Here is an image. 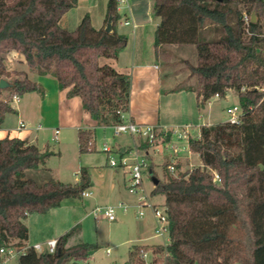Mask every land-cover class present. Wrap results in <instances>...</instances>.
<instances>
[{"label": "trees", "instance_id": "obj_1", "mask_svg": "<svg viewBox=\"0 0 264 264\" xmlns=\"http://www.w3.org/2000/svg\"><path fill=\"white\" fill-rule=\"evenodd\" d=\"M78 1L0 0V80L8 75L6 55L17 51L40 75H54L59 89L68 90V98L79 96L96 126L112 127L129 111L132 85L129 74L101 62L118 59L128 44V36L117 29L122 18L119 0L107 5L105 21L112 18L111 31L96 28L89 13L74 30L64 28L60 20ZM152 1L153 15L159 18L156 52L167 44L197 48V64L190 66L197 83L186 90L196 94L198 108L213 96L226 97L231 89L242 108L238 123L202 125L199 135L189 138L188 147L199 154L201 167L183 170L182 162L176 161L178 172L172 174L169 161L163 164L165 178L152 191L165 194L170 220L169 243L158 249L166 253L163 264H221L220 243L228 240L234 224L246 233L247 264H264V0ZM204 31L216 38L203 39ZM9 83L0 88V127L7 114L17 112L12 105L15 96L44 94L27 75ZM4 92L13 99H6ZM160 136L162 132L156 140ZM171 136L169 131L167 140ZM95 137L94 128L79 129L81 153L95 150ZM139 141L142 152L155 143ZM132 150L133 146L117 148L122 154ZM52 154L26 139H0V249L27 246L29 215L46 213L93 186L86 167L76 183L52 176L39 182L28 176L29 170L49 172L44 166ZM144 162L154 170L148 153ZM215 172L220 182L214 180ZM72 231L58 238L54 253L30 247L17 264H78L76 258L91 255L98 245L68 244Z\"/></svg>", "mask_w": 264, "mask_h": 264}, {"label": "rangeland", "instance_id": "obj_2", "mask_svg": "<svg viewBox=\"0 0 264 264\" xmlns=\"http://www.w3.org/2000/svg\"><path fill=\"white\" fill-rule=\"evenodd\" d=\"M83 1L90 2L88 6L91 8L85 7L84 4H81L79 9L74 7L75 9L69 12V19L77 16V18L81 17V20L86 14L85 10H89L94 15L96 24H100L106 16L109 0ZM120 13L123 22L129 12L123 7ZM66 24L70 26L69 30H74L79 23L74 25L68 21ZM107 24L105 22V26ZM123 25L119 27L120 31L129 33L130 27ZM202 36L203 39L208 40L216 38L215 33L211 34L206 31ZM11 53L12 51L6 55L8 75L4 79L10 82L16 77L23 78L27 75L30 80L39 82L38 70L29 66L27 68L20 66V62L17 58H12ZM197 61L198 52L195 45H163L158 51V58L154 54L153 59L143 68V73L153 79L150 87L144 86L148 81L147 83L135 81L133 86L131 85L129 116L134 114L136 123L143 120L147 124L157 125L160 131H164L153 146L143 151L144 155L146 153L154 155V171L160 181L165 178L163 164L167 161L170 164L181 161L184 170L201 167L202 160L199 154L192 152L188 147L189 138L199 133L202 124L213 125L229 121L228 107L239 104L237 92L231 89L226 97L213 96L205 107L198 108L196 94L186 90L197 83V77L190 69V66L196 65ZM53 83L48 81L45 87L47 92L51 93L54 108H50L49 112L43 109L39 111L34 106V96L26 95L16 104L21 110V115L8 114L5 126L14 127L19 120L23 119L26 128L18 133L15 132L17 136L29 135L31 142L53 152L44 166L50 171L29 170V177L44 182L52 176L65 183H76L80 178L81 168L86 167L89 169L95 187L88 190L90 193L88 196L65 198L60 206L46 213L29 215L26 223L30 227L31 242L42 243L45 249L46 241L73 230L68 244L86 242L98 245L91 255L76 258L78 264H130V262L139 264V260H143V264H163L166 253L159 252L158 249L160 246L166 247L169 243V232L165 230L163 235L157 234L158 223L153 210L145 203L149 201L154 205L164 207L165 194L152 193L155 183L151 170L146 167L143 187L148 193V200H139L138 195L131 194L127 190L129 178L127 169L111 167L109 165L110 154L103 151L105 143L113 147L114 151L119 146H133V149L136 147L140 150L139 138L130 133L116 134L113 127L95 126V122L84 111L80 98V102L77 99L71 101L72 103L59 102L58 84L55 82L54 87ZM7 93L4 92L3 96L6 99H13L12 95ZM39 125L41 129L38 128ZM87 126L95 127V150L81 153L78 129ZM185 130L188 133L187 138L182 137ZM169 131L172 132V141L166 143L169 141L167 140ZM2 134L0 130V136ZM176 148L179 152L175 154L174 149ZM112 156L118 157L116 154ZM120 204L128 205L127 210L117 208ZM140 204L142 208L139 207ZM99 206L116 207L117 219L112 222H96L93 210ZM140 210L144 213L143 217L138 214ZM178 213L180 218V212ZM246 242L244 228L238 224L231 225L228 230V240L220 243L219 261L221 264H247ZM141 252L146 253L147 257L142 259L139 256ZM155 260L158 262L155 263ZM17 263V257H15L7 264Z\"/></svg>", "mask_w": 264, "mask_h": 264}, {"label": "crops", "instance_id": "obj_3", "mask_svg": "<svg viewBox=\"0 0 264 264\" xmlns=\"http://www.w3.org/2000/svg\"><path fill=\"white\" fill-rule=\"evenodd\" d=\"M88 3L90 4V2H88V1L79 0L77 6L75 8L79 9L81 7V4H84L85 7H90V6H88ZM152 4H153L152 0H128L126 4L122 5L119 8L120 12H121V8H123V7H125L128 10V12H129V15L127 14L125 16V19H129L131 21V24H129V25L124 24V21L122 22V19H123L122 18L120 20L118 26H117L118 32H120L122 34H126L128 36V44H127L126 48L120 53V56H119L118 59H115V60H108V59L104 60V59H101V62L110 63L118 71L129 74L131 76L132 86H133V82H135V81L138 82V83H142V81L147 83V81H148L147 85H144V86L149 88L150 87V82L153 81L152 77H147V75H145V73H143V68L147 65V62H150L153 59V55L155 54L156 58H158V52H156L154 41H155V30H156L157 25L159 23V18L154 17L153 11H152ZM71 10H69L67 13H65L63 15L62 19L60 20V24L64 28H67V29L70 27V26H67V24H66L68 21H69V23L71 21V23H74V25H75L76 23L77 24L79 23L80 18H81V17L77 18V16H74L73 17L74 21H73V19H69L68 16H69V14H70L69 12H71ZM85 11H86V13L90 14V16L92 18V23H93V25L96 28L106 27L105 26V22H106L105 18H106V16L103 18V20L100 22V24H98L100 26H98L96 24V22H95L96 20L94 19L95 18L94 15L89 10H85ZM122 25L125 26V27H130L129 33H125V32L120 31L119 27L122 26ZM75 27H77V26H75ZM11 57L12 58H17V60L20 62L19 63L20 66H24L26 68L28 67V64L26 63L25 56L23 54H21V53H19L17 51H12ZM23 70H25V69H23ZM29 71H30V69H29ZM29 71H27V72L30 73ZM48 81L54 82L53 83L54 87H55V82H57L56 84H58L57 78L54 75H52L51 73H48L46 75H40L39 74V82H37V83L42 87V89L44 91V94L42 95L39 92H30V93H26L22 97L14 99L12 105L15 107V109L17 111L14 114L18 115V116L21 115V110H20L19 106L16 105L17 101L23 100L26 95H31V94L34 96L33 97V99H34L33 101H34L35 105L34 104L33 105L39 111L41 109H43V110H46V111L49 112L50 108H54L55 105H54L53 98H51V95H50L51 93L47 92L46 87H45V85L48 83ZM159 81H160V79H159ZM58 90L60 92L58 94L59 102L63 103L65 101H67L69 103V102H71V101H73L75 99H77L78 102H80L81 98L79 96L68 98L66 89L65 90L58 89ZM81 102H82V100H81ZM196 104H197V100H196ZM130 116H131L133 121L137 122L136 116L134 114H131ZM26 118H27V116H26ZM5 120H6V118H5ZM21 120L24 121L23 119H21ZM21 120H19L17 122V125L14 126V127L13 126L12 127H6L5 126V121H4V123L0 127V130L3 132L2 136H0V139L4 138L6 136H11V137L22 136L21 139H26L29 142H31L29 135H27V136L18 135L17 136V134L15 133V132L18 133V131H22V129L19 127V122ZM138 122L140 124H147L143 120H139ZM207 125H209V124H207ZM39 126H41V125H39ZM95 126H96V124H95ZM81 128H83V129H93L94 128L95 129V127H92V126L81 127ZM81 128H79V129H81ZM23 129H25V128H23ZM79 129H78V141H79ZM158 132H164V131H160L159 127H158ZM199 132H200V130H199ZM197 135H199V133ZM171 141H172V138H171L170 141H168L166 143H170ZM31 143H33V142H31ZM33 144H35V143H33ZM127 147H129V146H119L118 148H127ZM41 149L42 150H47V148H41ZM150 155L152 157H154L153 154H150ZM175 158L179 159L177 157H175ZM151 175H153V181H154V179H157L158 181H160L158 176L155 174L154 170L153 171L151 170ZM92 187L93 188L95 187L94 182H93V186ZM27 226H28V229H29V238H28V241H27V245H33L35 243L31 242L30 227H29L28 224H27ZM58 238L59 237H53L51 239H58ZM36 243H39V242H36Z\"/></svg>", "mask_w": 264, "mask_h": 264}, {"label": "built area", "instance_id": "obj_4", "mask_svg": "<svg viewBox=\"0 0 264 264\" xmlns=\"http://www.w3.org/2000/svg\"><path fill=\"white\" fill-rule=\"evenodd\" d=\"M127 1L128 0H119V8L122 5L126 4ZM124 24L129 25L131 24V21L129 19H125ZM14 99H17V97L15 96ZM227 113L230 115L229 121L231 123H238L242 115V108L239 104H235L231 107H228ZM121 119L122 121L120 123H117L112 126L116 134L130 133L133 136H137V138L147 139L152 144L156 141V136L158 134V127L156 125L136 123L135 121L132 120L131 116H129L128 112L121 113ZM19 127L21 129L26 128V123L21 120L19 122ZM40 127L41 126H38V128ZM182 137H185V138L188 137L187 130H185V132L182 134ZM103 151L110 154L109 165L111 167H119V168L127 169V173L129 175L128 182H127V190L129 191V193L138 195L139 200H142V199L148 200V193L143 187L144 169H146L143 152L135 147L132 151L122 154L120 152H117V150L114 151L113 147H110L108 143L104 144ZM174 151H175V154L179 152L177 148L174 149ZM112 154H116L118 155V157L115 158L114 156H112ZM168 169L172 174H176L178 171V168L174 162L169 164ZM214 180L216 182L221 181L220 176L216 172L214 173ZM83 195L88 196L89 192L85 191ZM141 205L142 204H140L139 207L142 208ZM145 205L150 206L153 210L154 216L158 223V226L156 228L157 234L163 235L165 230H168L169 232L170 220H169L167 207L166 206L159 207L157 205L150 203L149 201L145 203ZM117 208H123L124 210H127L128 205L120 204L119 207ZM117 208L114 206H99L95 208L93 210V216L95 218V221L96 222L115 221L117 219V215H116ZM138 214L141 217L144 216V213L142 210H140ZM45 244H46L45 249L42 243H35L33 245H27L20 249L16 247H7V248L2 247L0 249V264H7L13 258L15 257L18 258L20 255L25 254L27 249L30 247L34 248L38 252L48 251L50 253H54L57 249L58 239H50L46 241ZM139 256L142 259L147 257L146 253H143V252H141ZM130 264H135V263L130 262Z\"/></svg>", "mask_w": 264, "mask_h": 264}, {"label": "water", "instance_id": "obj_5", "mask_svg": "<svg viewBox=\"0 0 264 264\" xmlns=\"http://www.w3.org/2000/svg\"><path fill=\"white\" fill-rule=\"evenodd\" d=\"M252 20L255 21V14H253V19ZM106 30L107 31H111L112 30V18L111 17L108 20V24L106 26ZM9 86H10V83L6 79L2 78L0 80V88L6 89ZM154 182H155V184H157L159 181L157 179H154Z\"/></svg>", "mask_w": 264, "mask_h": 264}]
</instances>
